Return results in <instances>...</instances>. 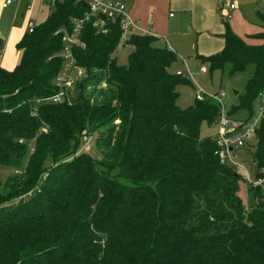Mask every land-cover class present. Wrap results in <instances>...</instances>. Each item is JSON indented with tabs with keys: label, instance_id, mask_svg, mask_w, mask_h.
<instances>
[{
	"label": "trees",
	"instance_id": "obj_1",
	"mask_svg": "<svg viewBox=\"0 0 264 264\" xmlns=\"http://www.w3.org/2000/svg\"><path fill=\"white\" fill-rule=\"evenodd\" d=\"M87 10L56 0L46 21L16 44L14 69L0 67V165L13 169L0 181V264H264V194L249 185L248 207L242 204L238 187L246 179L221 165L213 139L200 136L202 123L218 119L219 105L209 98L177 105L176 87L186 80L172 71L176 55L155 38L131 34L125 44L132 51L120 66L112 58L122 38L118 23L105 34L86 23L83 46L73 48L86 77L70 101H45L58 92L63 64L57 32L69 33ZM261 21L259 45H246L226 25L222 51L200 57L211 70L230 64L231 75L253 68L227 115L251 113L264 94ZM102 80L109 98L91 104L83 90ZM102 121L109 132L97 139L104 158L96 161L78 149L82 132ZM256 139L258 179L264 120Z\"/></svg>",
	"mask_w": 264,
	"mask_h": 264
},
{
	"label": "rangeland",
	"instance_id": "obj_2",
	"mask_svg": "<svg viewBox=\"0 0 264 264\" xmlns=\"http://www.w3.org/2000/svg\"><path fill=\"white\" fill-rule=\"evenodd\" d=\"M217 2V12H215V16L210 13L207 19L203 21L204 24L202 23V27L198 29L190 25L189 17L183 20L182 17L177 15L179 18V24L169 31V34L172 35V40H169L170 45L175 50L177 58L176 62L173 64V68L184 71V73H189L190 75H188L187 78L183 76L182 79L186 80V82L179 84L176 87V92L178 93L177 105L181 109L188 108L194 104L196 93H201V95H212L215 98L216 96L220 98L227 115V112L233 107L238 106L239 96L244 94L246 82L251 77L253 68L252 66H249L247 70L231 75L230 64H224L222 69L211 70L209 64L202 61L200 57H208L222 51L223 47L217 50V45L220 46L222 42L226 25L229 27L230 31L240 38L246 45H259L260 40L256 35L263 30L261 16H264V0H231L236 7L234 10L227 12L226 15L225 10L219 4V1ZM197 20L200 21L198 16ZM28 24L27 21L25 25V33H28ZM17 26L18 21L13 20L7 27L6 24H4L3 28L5 29L6 27L5 32H9L13 27L16 28ZM219 30H221L223 34L218 33ZM60 31L63 32L64 30L60 29ZM25 33H23V35ZM130 35L131 34L128 33L124 34L119 46L112 53V58L115 59L116 63L120 66L127 65L128 56L132 51V46L125 44V41ZM163 38L167 39V37ZM164 39L156 41L155 46L158 48H165L167 44H165ZM16 44L17 43L14 42L12 48L8 50L4 49L2 51L0 64L2 61L11 58V56V59H13V53L15 54L18 52ZM93 73L98 75L100 74V71L95 70ZM85 77L86 73L83 68L79 66L74 67L71 81L67 88V101H70L72 97L77 94V87ZM109 89V85L102 80L94 86H88L85 88L83 93L86 95L92 94L90 99L91 104L97 103L101 105L109 98ZM235 92L237 94H235ZM209 99L216 102L219 105V108L221 107V104L217 99ZM260 107V98H258L252 104L251 113L246 109H237L227 116L231 120V125L234 123L239 124L249 122L256 118ZM220 113L221 112L219 111V115ZM103 121L99 122V124L102 123L100 128L95 127L96 130L82 132V136L90 134V141L87 144L80 142L78 153H84L96 161H100L104 158L103 148L100 147V140L97 142L99 137H101L102 140L109 132V122L103 123ZM216 121L213 125L202 123L200 127V136L213 138L219 130ZM114 124L118 125L119 121H116ZM256 143L257 139L255 136L248 141V146L251 147L241 148L234 153L237 161L246 167L250 180L257 179L255 178L257 169L253 157ZM32 145L33 144H31V146ZM226 166L232 168L233 171L245 179L246 174L242 169H235L229 163L226 164ZM12 174V168L0 165V181H5ZM44 176L41 178V181ZM262 176L263 175L259 177L264 179ZM238 188V195L242 204L245 207H248L249 184L247 181L245 182L242 180L239 182ZM258 188L260 192L264 194V181L262 185L258 186Z\"/></svg>",
	"mask_w": 264,
	"mask_h": 264
},
{
	"label": "built area",
	"instance_id": "obj_3",
	"mask_svg": "<svg viewBox=\"0 0 264 264\" xmlns=\"http://www.w3.org/2000/svg\"><path fill=\"white\" fill-rule=\"evenodd\" d=\"M49 6H53L56 0H44ZM79 3H86L88 10L82 18L73 21L72 30L68 33L66 31H58L62 34V50L58 54L63 61L62 68L56 78L54 79V85L58 89V92L50 98L45 99L51 103H61L65 100L67 95V88L71 81L72 71L76 67V60L73 55V48L83 46L80 41V35L84 28V25L88 22L92 23V26L99 34H105L107 26L109 24L118 23L124 34L150 35L149 32H145L139 29V27L129 19L127 7L124 3L119 1H107V0H76ZM220 6L225 10V15L235 9V4L231 0H218ZM12 0H6L2 5L3 8L7 7ZM229 17V16H228ZM34 23L28 24V33H32L34 30ZM177 76L188 77L189 73L184 71H177ZM190 76V75H189ZM196 100H203L205 98H214L221 104L220 115L216 121L219 127L218 132L212 138L216 145V155L221 165L230 164L235 169H242L246 176L247 183L253 187L263 184L264 179L258 178L256 180H250L246 167L237 161L235 151L248 147V141L256 136V128L260 120H264V94L260 97L261 107L258 109V114L255 119L249 122L234 123L231 125V120L225 113V109L219 97H213L212 95H201L196 93ZM35 113H32L34 116ZM90 136L83 135L82 142L84 144L89 143ZM22 143V141H19ZM32 151V149H31ZM264 176V169L260 171Z\"/></svg>",
	"mask_w": 264,
	"mask_h": 264
},
{
	"label": "crops",
	"instance_id": "obj_4",
	"mask_svg": "<svg viewBox=\"0 0 264 264\" xmlns=\"http://www.w3.org/2000/svg\"><path fill=\"white\" fill-rule=\"evenodd\" d=\"M6 0H0V61L2 51L12 48V44L18 43L25 33V25L32 22L35 27L46 21L50 15L51 6L44 0H12L5 8L2 7ZM119 1L126 5L129 19L134 22L140 30L149 32L156 41L165 38L166 47L175 54L174 48L170 45L172 35L169 34L179 23L178 16L185 20L189 17L190 25L196 29L202 27L204 20L212 13L217 12L218 0H107ZM178 15V16H177ZM197 16L200 21L197 20ZM218 17V16H217ZM18 21V26L5 32L11 21ZM201 22V23H200ZM203 23V24H202ZM4 24H6L5 29ZM218 33L223 34L221 30ZM170 39V40H169ZM223 38L217 50L223 47ZM174 47V46H173ZM220 47V48H219ZM216 50V51H217ZM215 51V50H214ZM21 52L13 53V59H7L0 64L1 68L12 71L19 63ZM172 71H179L174 69Z\"/></svg>",
	"mask_w": 264,
	"mask_h": 264
},
{
	"label": "water",
	"instance_id": "obj_5",
	"mask_svg": "<svg viewBox=\"0 0 264 264\" xmlns=\"http://www.w3.org/2000/svg\"><path fill=\"white\" fill-rule=\"evenodd\" d=\"M235 94H237V93L235 92Z\"/></svg>",
	"mask_w": 264,
	"mask_h": 264
}]
</instances>
